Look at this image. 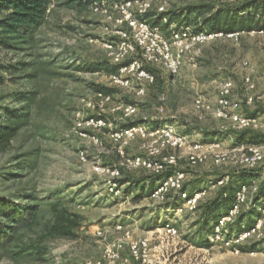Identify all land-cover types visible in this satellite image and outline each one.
Masks as SVG:
<instances>
[{
  "label": "rangeland",
  "instance_id": "obj_1",
  "mask_svg": "<svg viewBox=\"0 0 264 264\" xmlns=\"http://www.w3.org/2000/svg\"><path fill=\"white\" fill-rule=\"evenodd\" d=\"M51 1L45 23L29 43H16L14 50L0 47V123H14L7 118L8 113L23 116L13 147L0 153V202L6 201L20 210L32 209L38 218L35 225H23L13 234V241L8 239L0 247V264L100 261L104 248L123 237L116 229L119 225L125 226L135 239L150 240V264H264V238L229 246L216 244L211 241L214 220L205 225L198 213L184 210L177 214L182 202L176 197L165 203L151 199L157 186L150 181L153 173L141 169L124 171L116 190L120 193L114 198L107 183L109 177L95 170L97 165L113 166L119 161L120 144L112 131L127 121L123 110L135 105L137 115L131 122L146 119L152 127L169 124L188 137V148L178 153L177 164L187 171L189 189L201 188L218 178L236 181L234 174L245 169L232 164L216 166L210 158L201 166L187 164L188 154L196 144L219 145L217 150L224 151L234 147L236 129L231 122L211 115L201 117L195 112V103L204 97L214 105L220 84L231 80L238 112L257 118L258 125L251 129L264 133V35L254 31L241 32L238 40L214 38L186 52L176 76L166 65L146 64L159 83L148 86L145 95L138 96L135 85L128 87L112 81L119 67L114 59L123 42L137 50L121 62L142 58V50L135 43L136 32L119 8L99 0H83L86 6L75 5L76 2L70 6L73 0ZM211 1L214 0H168L165 11L180 12L186 6ZM247 1L236 0L229 5ZM216 5L227 4L216 0ZM160 6V0H155L146 13H153ZM248 14L253 12L240 17ZM258 20L263 22L264 16ZM176 27L173 23L171 31L164 29V34L171 38ZM248 62L256 85L252 93L246 91L244 84V64ZM98 85L115 91L109 101L96 97L94 87ZM249 95L254 97L251 104L247 103ZM92 118H102L106 126L89 127L86 122ZM79 123L82 126L78 127ZM143 145L141 138L129 142L124 147L126 156H145ZM22 163L24 170L17 167ZM254 174L253 182L262 184L264 164ZM226 185L213 190L204 201L214 198ZM56 208L80 218L75 236L48 235L46 229L54 222ZM241 212L244 221L228 226L231 238L259 220H263L264 229V202L245 205ZM6 223L0 219V225ZM168 223L178 229V237H168L161 231ZM99 233L103 236L99 237ZM203 243L209 246L198 245ZM26 248L32 249L27 253ZM36 248L42 253L33 251ZM123 249L120 261L137 264L128 246Z\"/></svg>",
  "mask_w": 264,
  "mask_h": 264
},
{
  "label": "built area",
  "instance_id": "obj_2",
  "mask_svg": "<svg viewBox=\"0 0 264 264\" xmlns=\"http://www.w3.org/2000/svg\"><path fill=\"white\" fill-rule=\"evenodd\" d=\"M155 0H129L121 3H115L116 8L120 10L125 21L136 32L135 43L136 47L142 50L141 59H133L125 64L121 62L126 55L135 52L137 49L132 44L123 42L119 47V52L116 54L115 65L119 66L118 72L112 77L113 83L132 87L135 85L136 94L144 96L146 88L155 84V76L146 67V64H163L166 65L172 74L176 76L181 69L182 56L197 46H202L214 38H236L242 33H230L229 35L223 32H210L208 30L194 32L190 28H182L173 30L171 38H168L159 27L152 26L148 20L142 18L146 16V12L150 9L151 4ZM161 6L155 11L157 14H162L168 0H160ZM223 4H234L236 0H221ZM98 9V8H97ZM167 22V19H164ZM264 35L262 31L254 32ZM115 54V53H114ZM250 63L244 64L246 74L244 76V84L248 93L254 92L256 85L252 78V70ZM264 79V74H263ZM235 85L231 80H224L217 90V100L215 104H211L204 97H200L195 103L196 114L211 115L215 118L225 119L231 122L233 129L236 131L250 130L258 125L259 120L253 117L238 112V103H234ZM96 97L101 100H110V97H105L101 93L96 94ZM254 102V97L249 95L247 103ZM124 116L127 119H132L137 115V107L135 105L127 106L123 110ZM89 127L102 128L106 126L105 120L102 118H92L86 122ZM82 126L79 123L78 127ZM113 138L119 142L120 159L116 165H97L95 170L98 173H104L109 177L108 185L110 193L117 198L120 191H116L119 181L123 176L124 171L144 170L154 175L168 174V177L158 183L151 193V199L154 201L165 203L168 201V195L174 194L182 202V208L177 210V214L187 210L194 213L199 205L208 198L210 193L218 189V187L228 183V177L218 178L216 182H212L207 188L190 193L184 191L187 183L186 169L178 168V153L183 152L188 145V137L182 135L177 129L169 124L162 127H152L146 121L136 124L131 128H119L112 131ZM141 138L144 141L143 149L147 151L145 156H137L129 158L126 156L124 148L129 142L134 139ZM188 154L187 164L190 167L201 166L208 158L217 166L232 164L241 169L251 170L256 169L264 164V146L250 147H233V149L217 150V146H204L196 144L192 146ZM84 158V153H82ZM259 185L254 182L251 186L244 185L236 192L235 204L227 212L228 214L220 217L214 228V234L211 241L220 244L225 243L229 246L231 243L238 244L240 241L261 240L264 238L263 220L257 221L252 227L242 228L234 235L229 236L228 226L234 224L241 214V209L252 202V198L258 192ZM123 225L116 227L117 231L123 233V237L113 244L107 245L104 248L103 257L100 261H89L87 264H119L124 246L130 249V256L140 264H150L151 262V242L146 238H134L130 231H127ZM161 230L166 234L176 238L179 236L178 229L171 223L165 224ZM103 235L99 233V237Z\"/></svg>",
  "mask_w": 264,
  "mask_h": 264
},
{
  "label": "trees",
  "instance_id": "obj_3",
  "mask_svg": "<svg viewBox=\"0 0 264 264\" xmlns=\"http://www.w3.org/2000/svg\"><path fill=\"white\" fill-rule=\"evenodd\" d=\"M99 1H108L111 4H115L129 0ZM73 3L78 6L87 5L83 0H73L69 2V4ZM51 5V0H0V47L8 50H14L16 43L17 45L21 43H29L30 40L34 38V34L45 23L47 19V12L49 11ZM70 6H74V4ZM246 12H253V14H248L246 18L240 17L242 13ZM263 16L264 0H249L246 3H242L240 5L235 4L233 6H218L216 5V0H214L206 4L186 6L182 8L180 12L166 11L162 14H157L156 11H154L153 13H146V16L142 19L148 20L152 26L159 27L163 32H165L164 29L171 31L170 27L173 23H176L177 27L175 30L190 28L192 31L197 33L206 31L207 28L210 32H223L229 35L230 33L262 31L264 28V21L262 22L261 20H258V17L261 18ZM164 19H167V22H164ZM150 20L152 22H150ZM118 70L119 67L115 71L117 72ZM148 70L151 71L150 69ZM115 71L108 72L115 73ZM1 81L2 79L0 77V82ZM155 82L159 83L156 76ZM94 91L96 94L101 93L105 97H112L115 94L113 89L104 85L95 86ZM21 117L23 118V116L19 113H8L7 118L14 121V123L11 121H9L10 123L8 124L0 123V153L6 152L13 147V143L18 137L17 135L21 130V124L23 123ZM143 122H145V120L143 121L139 119L138 121L131 122V119H127L125 123L121 124V128H131L134 125ZM233 140L234 147L264 146V133L254 131L252 129L245 131H233ZM19 165L20 166H17L18 169L24 170L25 167L23 165L25 164L22 163ZM255 170L256 169H251L249 171L244 170L243 173H235L234 176L236 181L231 182V178L226 186L219 189L215 198L203 201L194 212L195 214H200L201 221L203 219L206 222L205 225H208L210 220H214L211 226L212 235L214 234V228L217 220L220 217L227 215V212L235 204L236 192L244 185L251 186V184L254 183L253 181L256 180V175L254 174ZM168 175H170V173L162 175L152 174L150 181L153 184L157 183L158 185V183L165 180ZM144 189L145 187H142V190ZM184 191L193 193L201 190L191 191L188 187V183H186ZM253 196L254 197L252 198V202L250 204L253 202H264V182L259 185L258 192ZM175 197L176 196L174 194H170L168 195V200ZM178 200L180 201L179 198ZM53 213L54 222L52 225H48L46 229L48 235L52 237L61 236L67 238L75 236L74 230L80 226V218L75 215H71L66 209L59 210L56 208L53 210ZM240 213L241 214L238 216L237 220L244 221L245 215L242 212ZM0 219H4L7 222L4 225H0V247H2L5 242L7 243L9 241L8 239L13 241V234L23 225L32 226L38 222L36 211L32 209H16L15 206L7 203L6 201L0 202ZM262 242H264V239ZM198 245H201L202 247L209 246L204 243ZM31 249L32 248H26L24 251L28 253ZM33 251L38 253L41 252L39 248H36V250Z\"/></svg>",
  "mask_w": 264,
  "mask_h": 264
},
{
  "label": "crops",
  "instance_id": "obj_4",
  "mask_svg": "<svg viewBox=\"0 0 264 264\" xmlns=\"http://www.w3.org/2000/svg\"><path fill=\"white\" fill-rule=\"evenodd\" d=\"M150 86H152V85H150ZM217 180V179H216ZM216 180H214V181H216ZM210 182H208V184H209ZM208 184H206V185H203V186H201V188H206V187H208ZM211 184V183H210ZM201 188H198V189H196V188H194V189H190L191 191L192 190H201ZM215 198V197H214ZM213 199V198H212ZM125 255V252H124V254H123V256ZM119 264H124L122 261H120V263ZM137 264H139L138 262H137Z\"/></svg>",
  "mask_w": 264,
  "mask_h": 264
}]
</instances>
